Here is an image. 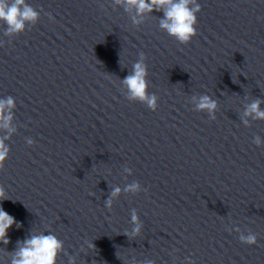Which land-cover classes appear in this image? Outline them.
<instances>
[{
	"label": "water",
	"instance_id": "obj_1",
	"mask_svg": "<svg viewBox=\"0 0 264 264\" xmlns=\"http://www.w3.org/2000/svg\"><path fill=\"white\" fill-rule=\"evenodd\" d=\"M26 2L35 24L5 35L0 21V100L15 102L12 130L0 129L10 148L0 206L21 225L0 264L40 233L63 241L57 264H264V120L243 116L264 100V0H197L187 45L160 28L162 12ZM141 52L155 111L122 83ZM205 94L215 119L196 110ZM132 183L138 192L125 191ZM249 232L256 245L241 243Z\"/></svg>",
	"mask_w": 264,
	"mask_h": 264
},
{
	"label": "clouds",
	"instance_id": "obj_2",
	"mask_svg": "<svg viewBox=\"0 0 264 264\" xmlns=\"http://www.w3.org/2000/svg\"><path fill=\"white\" fill-rule=\"evenodd\" d=\"M118 5H124L125 11L127 6H133L138 16L145 12H162L163 17L160 19V28L165 30L169 36L175 38L180 44L187 45L197 35L196 25L198 23L197 13L201 11V5L197 0H114ZM39 13L29 5L26 0H0V21L6 25L5 35L19 34L25 30L27 23L35 24L38 20ZM54 19V18H53ZM134 24L140 21L133 19ZM146 56L141 52L140 59L133 64L132 72L123 78L122 83L126 86L129 93V100H138L146 102L152 111L158 108V97L155 94H149L148 89V66L145 63ZM196 100V97H193ZM264 100L257 98L247 105L243 116L251 117L253 120H264V109L260 105ZM15 106L14 99L9 96L6 100H0V129L11 131L10 122L13 118L11 109ZM218 107L216 100L209 95H201L196 103V110L207 112L212 119ZM243 119V118H242ZM243 123L248 125L249 121L243 119ZM9 137L0 138V170H3L5 161L7 160L10 148L5 144V140ZM29 145L33 141H28ZM253 143L257 146L262 145L261 137L255 136ZM140 190L138 183L128 185L125 191L136 193ZM121 192L119 187L112 189L109 198L105 201V207L111 211L113 199ZM10 199L6 194L3 186H0V201ZM132 223L135 227L132 233L125 232L124 235L135 236L140 233L141 223L138 215L133 210ZM15 225H21L15 218L6 212L0 206V243L9 244L8 231ZM241 243L246 245H256L257 235L249 232L239 236ZM90 248H95L93 243H89ZM63 251V241L53 234L45 235L31 234L29 237L18 240L14 251L8 253L11 257V264H57V258ZM119 259V257H117ZM74 264V262H73Z\"/></svg>",
	"mask_w": 264,
	"mask_h": 264
}]
</instances>
